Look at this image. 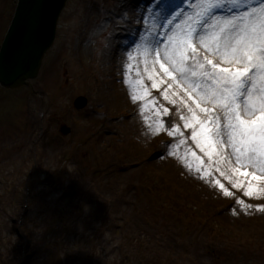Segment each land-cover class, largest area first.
I'll use <instances>...</instances> for the list:
<instances>
[{
    "label": "rangeland",
    "instance_id": "374dc122",
    "mask_svg": "<svg viewBox=\"0 0 264 264\" xmlns=\"http://www.w3.org/2000/svg\"><path fill=\"white\" fill-rule=\"evenodd\" d=\"M15 2L0 0V43ZM163 2L167 14L174 11V0ZM155 3L68 0L38 77L0 90V238L12 244L8 255L0 252L2 264L52 256L61 264H129L135 253L155 264H264V198L257 196L264 180L244 175L253 170L202 131L214 124L201 109H218L199 103L197 91L186 96V86L161 70L183 24L153 44L161 19L151 14ZM221 16L208 25L233 15ZM136 25V42L122 45ZM194 46L203 59L198 40ZM78 96L88 100L75 109ZM62 124L68 135L59 133Z\"/></svg>",
    "mask_w": 264,
    "mask_h": 264
},
{
    "label": "snow or ice",
    "instance_id": "6c2138e0",
    "mask_svg": "<svg viewBox=\"0 0 264 264\" xmlns=\"http://www.w3.org/2000/svg\"><path fill=\"white\" fill-rule=\"evenodd\" d=\"M224 6L225 0H201L197 4L196 25L169 38L171 49L163 57L169 67L161 63L160 68L174 82L179 81L177 87L185 85L188 92L197 91L199 103L218 109L216 113L208 107L201 109L214 124L212 129L202 127V131L211 132L216 143L230 147L239 167L253 170L244 175L264 180V0H232V8L242 11L208 25L214 10ZM169 7L163 0H156L158 11H150L155 17L165 18ZM47 9V0H34L24 18L23 37L16 52L21 65L38 49ZM203 25L207 28L201 33L199 29ZM197 40L206 53L203 59L194 46ZM163 128L164 124L157 121L155 131ZM239 186L233 183L234 188ZM224 194L232 195L226 189ZM252 194L249 186L244 195ZM257 196L264 198V188L259 189Z\"/></svg>",
    "mask_w": 264,
    "mask_h": 264
},
{
    "label": "water",
    "instance_id": "95a60500",
    "mask_svg": "<svg viewBox=\"0 0 264 264\" xmlns=\"http://www.w3.org/2000/svg\"><path fill=\"white\" fill-rule=\"evenodd\" d=\"M66 0H47L48 9L45 16L42 35L38 49L21 65L17 61V47L23 37V21L31 11L34 0H17L11 23L0 47V85L5 88H16L26 79L37 74L43 53L50 46L55 34L56 20Z\"/></svg>",
    "mask_w": 264,
    "mask_h": 264
},
{
    "label": "trees",
    "instance_id": "16d2710c",
    "mask_svg": "<svg viewBox=\"0 0 264 264\" xmlns=\"http://www.w3.org/2000/svg\"><path fill=\"white\" fill-rule=\"evenodd\" d=\"M10 247H12L11 240H8L6 243H3L0 241V252H3V250H5L6 252H9ZM145 254L146 253H137V254L135 253L134 256L131 258V260L134 262V264H155L156 263L155 259L153 258L151 259L150 256H147ZM52 262H53V258L46 261L44 264H52ZM53 263H55V261ZM0 264H2L1 261H0ZM58 264H60V262H58ZM113 264H118V263L115 262ZM120 264H123V262Z\"/></svg>",
    "mask_w": 264,
    "mask_h": 264
},
{
    "label": "bare ground",
    "instance_id": "6f19581e",
    "mask_svg": "<svg viewBox=\"0 0 264 264\" xmlns=\"http://www.w3.org/2000/svg\"><path fill=\"white\" fill-rule=\"evenodd\" d=\"M179 7V6H178ZM180 8H182V7H180ZM185 17V18H184ZM215 18H217V19H221V18H223L222 16H220V15H216V17ZM187 19H188V17H187V14H185V15H183L182 17H181V24H183V27H181L182 29L180 30L181 31V33L185 30L186 31V21H187ZM212 20V19H211ZM185 22V23H184ZM191 94V92H189L186 96H189Z\"/></svg>",
    "mask_w": 264,
    "mask_h": 264
}]
</instances>
